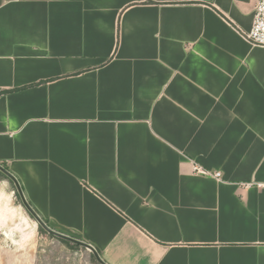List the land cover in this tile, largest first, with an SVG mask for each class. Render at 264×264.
<instances>
[{"label": "crops", "instance_id": "0c3cea01", "mask_svg": "<svg viewBox=\"0 0 264 264\" xmlns=\"http://www.w3.org/2000/svg\"><path fill=\"white\" fill-rule=\"evenodd\" d=\"M255 2L0 0V166L41 220L105 264H264Z\"/></svg>", "mask_w": 264, "mask_h": 264}, {"label": "rangeland", "instance_id": "374dc122", "mask_svg": "<svg viewBox=\"0 0 264 264\" xmlns=\"http://www.w3.org/2000/svg\"><path fill=\"white\" fill-rule=\"evenodd\" d=\"M14 191V185L0 176V264H96L88 245L74 238L69 240L74 245H68L61 236L40 231L39 221Z\"/></svg>", "mask_w": 264, "mask_h": 264}, {"label": "built area", "instance_id": "2783aa9c", "mask_svg": "<svg viewBox=\"0 0 264 264\" xmlns=\"http://www.w3.org/2000/svg\"><path fill=\"white\" fill-rule=\"evenodd\" d=\"M243 37L252 45L264 46V0H256L251 27L244 30ZM193 171L200 174H210L205 171L201 166L193 163ZM218 176V173H212Z\"/></svg>", "mask_w": 264, "mask_h": 264}, {"label": "water", "instance_id": "95a60500", "mask_svg": "<svg viewBox=\"0 0 264 264\" xmlns=\"http://www.w3.org/2000/svg\"><path fill=\"white\" fill-rule=\"evenodd\" d=\"M0 170L6 175V176H8L16 185H17V187H18V191H19V194H20V197H21V199H22V202H23V205L27 208V210L32 214V216L37 220V221H39V223H40V225L45 229V230H47L48 232H53V233H55L56 235H58V236H61V238H64V239H67V240H74V239H72V238H70V237H68V236H66V235H61L60 233H57L56 231H54V230H52L49 226H46V225H44L43 224V222H41L42 220L39 218V216L33 211V209L27 204V202L25 201V199H24V197H23V194H22V192H21V190L19 189V186H18V184H17V181H16V179H15V177L12 175V174H10L9 172H7L5 169H3V167H1L0 166ZM82 244H84L85 246L87 245L86 243H83V242H81ZM89 246V245H88ZM89 247H91V246H89ZM91 249L93 250L92 251V253L96 256V258H97V260L101 263V264H105L99 257H98V255H97V252L95 251V249H93L92 247H91Z\"/></svg>", "mask_w": 264, "mask_h": 264}, {"label": "trees", "instance_id": "16d2710c", "mask_svg": "<svg viewBox=\"0 0 264 264\" xmlns=\"http://www.w3.org/2000/svg\"><path fill=\"white\" fill-rule=\"evenodd\" d=\"M0 176H2V177H4V178H6L7 180H9L13 185H14V192L16 193V195L17 196H20V194H19V191H18V187L15 185V183L8 177V176H6L3 172H1L0 171ZM26 208V207H25ZM27 209V208H26ZM29 214L32 216V214L29 212ZM33 217V216H32ZM42 221L43 222H45V224L46 225H48V223H47V221L46 220H43L42 219ZM38 229L40 230V231H42V232H45L46 230L41 226V225H38ZM61 241H63L64 243H66V244H68V245H74V243H72V242H70L69 240H66V239H62V238H59ZM91 256L93 257V259H94V261L96 262V264H101L98 260H97V258H96V256L93 254V253H91Z\"/></svg>", "mask_w": 264, "mask_h": 264}]
</instances>
